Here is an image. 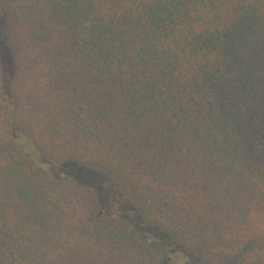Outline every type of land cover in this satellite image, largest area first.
Wrapping results in <instances>:
<instances>
[{"label":"trees","instance_id":"trees-1","mask_svg":"<svg viewBox=\"0 0 264 264\" xmlns=\"http://www.w3.org/2000/svg\"><path fill=\"white\" fill-rule=\"evenodd\" d=\"M178 256L264 264V0H0V264Z\"/></svg>","mask_w":264,"mask_h":264},{"label":"rangeland","instance_id":"rangeland-1","mask_svg":"<svg viewBox=\"0 0 264 264\" xmlns=\"http://www.w3.org/2000/svg\"><path fill=\"white\" fill-rule=\"evenodd\" d=\"M1 26L3 28L2 21ZM20 137L21 140L29 142V144L32 146V151L23 146L17 135L15 136L16 140L23 146V148L30 152L36 162L44 169L48 170L58 178L67 176L77 183L92 189L97 194L100 200L101 212L103 214L128 221L145 237L157 235L160 239H164V237L168 238V236L164 232L163 234H161L158 229L150 228L144 225L138 215L137 209L123 199L116 187L105 176L92 170L86 169L76 162L70 161L57 163L46 159L40 154L38 149L30 140H28L22 134ZM181 257L178 256L174 258L175 260L173 264H182L183 262L181 260L185 261L186 264H195L194 259Z\"/></svg>","mask_w":264,"mask_h":264}]
</instances>
